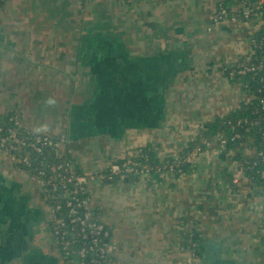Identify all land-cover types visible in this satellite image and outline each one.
Listing matches in <instances>:
<instances>
[{"label": "crops", "instance_id": "obj_1", "mask_svg": "<svg viewBox=\"0 0 264 264\" xmlns=\"http://www.w3.org/2000/svg\"><path fill=\"white\" fill-rule=\"evenodd\" d=\"M220 1L0 0V117L65 136L85 173L148 144L179 157L247 97L227 70L252 58L264 19L215 22ZM256 151L216 141L180 176L91 181L110 264H264ZM51 220L42 184L0 152V264H66Z\"/></svg>", "mask_w": 264, "mask_h": 264}, {"label": "trees", "instance_id": "obj_2", "mask_svg": "<svg viewBox=\"0 0 264 264\" xmlns=\"http://www.w3.org/2000/svg\"><path fill=\"white\" fill-rule=\"evenodd\" d=\"M258 0H221L217 6L216 12L220 14L223 10L227 13L237 14L241 17L252 18L255 16H262L264 19V4L259 5ZM238 7V10H237ZM246 9H249L246 11ZM262 13V14H261ZM254 53L251 62L255 66V70L246 73L240 72L241 67L236 66L227 70L228 76L232 80L242 81L246 92L250 98L241 102L231 113L217 117L205 124L199 134L190 141L189 145L184 148L183 153L179 157H161L159 150L152 144H148L138 148L131 157L125 159H118L113 163L123 165L128 160L134 161L135 171L128 174L124 181L137 180L142 173L145 172L149 179L160 180L165 173H172L175 176H180L193 171L196 167V159L187 160V157L193 152L196 157H200L210 146L214 144L218 137L227 139L225 147L235 146L236 143L242 142L245 137H250L253 140V146L258 151L252 158L244 160L245 171L252 177L255 185L259 187L258 193L264 196V24L261 29L254 33ZM18 117L15 113H9L6 116L0 117V123L5 127L13 125V118ZM22 133L26 130L22 127ZM21 133V134H22ZM239 135V138L232 139L233 136ZM219 141V140H218ZM217 143H220L218 142ZM22 152L25 153L31 160L32 164L30 170L42 168L49 175L51 174V166H59L60 164L66 167V163L72 162L73 169L69 174L78 175L85 173L75 163L70 152L63 156L54 154L53 150L46 149L43 154H39L32 150L31 147H22ZM262 152L260 155L259 153ZM45 156L41 163L42 156ZM47 164V167L45 166ZM62 171L63 168H59ZM106 175L104 179L106 182L121 180L119 175L111 174L108 171L103 172ZM111 175V178L109 177ZM64 202V198L56 193L54 198L50 199V203ZM94 213V217L98 215ZM86 210L81 207L80 211ZM63 214V212H61ZM68 226L72 224L66 219ZM110 231V230H109ZM110 235V233H109ZM103 243L109 242V236L103 237ZM83 241L79 240L75 243L74 249H78L83 245ZM96 251H91L89 257H97ZM113 254H110V259H113Z\"/></svg>", "mask_w": 264, "mask_h": 264}, {"label": "built area", "instance_id": "obj_3", "mask_svg": "<svg viewBox=\"0 0 264 264\" xmlns=\"http://www.w3.org/2000/svg\"><path fill=\"white\" fill-rule=\"evenodd\" d=\"M259 5L264 4V0H258ZM249 10V9H248ZM228 14L223 10L217 16H214L215 22H218L224 15ZM262 14V13H261ZM259 17H262L258 15ZM237 66L241 67L240 72L246 73L255 70V66L250 61L249 63H239ZM247 97L250 96L245 90ZM22 124L19 117L13 118V125L5 127L0 123V152L6 154L12 162L19 167H31L32 160L22 152V147H31L33 151L43 154L46 149L53 150L59 156L67 153L63 150L67 143L65 136H56L48 133H31L21 131ZM22 133V134H21ZM239 138L235 135L232 139ZM219 140V141H218ZM221 145L227 143V139L218 137L215 139ZM258 151H256L257 153ZM258 154V153H257ZM260 155L262 152L259 153ZM45 156L41 158V163ZM197 159L193 152L187 157V160ZM63 165V164H62ZM51 166V174H47L44 169H32V174L36 177L45 189L46 200L51 207V234L55 238L58 248L62 254V258L66 264H110V254H113V245L103 243V237L109 236V230L101 218H95L94 213L90 208L92 196L89 192V184L91 181L99 178L104 180L106 175L103 172L108 171L111 174L119 175L121 180H125L129 173L135 171L134 161L128 160L123 165L117 163H110L105 168L96 173H82L78 175L69 174L73 169L72 162L66 163V167ZM47 167V164L45 165ZM63 168L59 171V168ZM30 170V169H29ZM142 176H146L143 172ZM111 178V175L109 176ZM252 179V177H251ZM59 193L64 202L50 203V199L54 198L55 194ZM81 207L86 210L80 211ZM63 212V214H61ZM66 219L72 224L68 226ZM83 241V245L78 249H74L75 243L79 240ZM91 251L97 252V257H89ZM78 254L79 259L76 258Z\"/></svg>", "mask_w": 264, "mask_h": 264}, {"label": "rangeland", "instance_id": "obj_4", "mask_svg": "<svg viewBox=\"0 0 264 264\" xmlns=\"http://www.w3.org/2000/svg\"><path fill=\"white\" fill-rule=\"evenodd\" d=\"M251 61V58H250V60L249 61H247L246 63H249ZM242 82V81H241ZM59 252H60V250H59ZM60 254H61V252H60ZM61 256H62V254H61Z\"/></svg>", "mask_w": 264, "mask_h": 264}, {"label": "water", "instance_id": "obj_5", "mask_svg": "<svg viewBox=\"0 0 264 264\" xmlns=\"http://www.w3.org/2000/svg\"><path fill=\"white\" fill-rule=\"evenodd\" d=\"M248 10V9H247ZM76 258L79 259L78 254H76Z\"/></svg>", "mask_w": 264, "mask_h": 264}]
</instances>
